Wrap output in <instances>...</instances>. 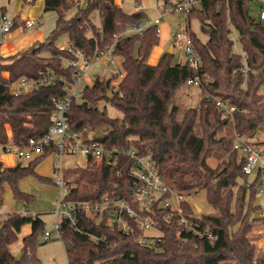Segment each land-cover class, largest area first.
I'll return each mask as SVG.
<instances>
[{
    "label": "trees",
    "instance_id": "1",
    "mask_svg": "<svg viewBox=\"0 0 264 264\" xmlns=\"http://www.w3.org/2000/svg\"><path fill=\"white\" fill-rule=\"evenodd\" d=\"M250 2L200 0L190 8L186 19L202 59L198 71L188 61L173 62L174 52L168 50L156 63L149 62L150 54L160 43L158 25L129 32L132 25L145 18V12L126 13L115 0H89L86 7L73 0H45L44 10L57 13L49 35L26 50L0 55V145L21 144L47 132L54 108L52 98L64 93L63 83L43 84L19 94L13 93L10 86L24 77L37 78L46 70L71 79L72 67L64 63L75 55L56 44L60 35L67 34L73 48L82 50L87 57L97 48L112 47L111 53L120 60L122 72H112L109 77L94 74L81 96L72 101L67 113L70 130L90 129L95 132L93 139L109 149L134 144L141 153L151 152L160 172L179 192L204 190L209 203L218 209L217 215L195 218L202 228L208 227L214 234L215 239L210 240L191 232L177 236L181 227L177 215L167 218L166 210L155 206L154 225L161 233L158 251L138 242L143 229L134 219L128 218L130 230L126 232L106 211L92 215L81 211L77 226L67 219L60 221V238L70 264H264V256L256 254L253 233L256 225H264V215L259 214L261 205L256 202L259 177L246 184L250 176L243 172L242 159L232 148L233 139L226 134L232 122L234 132L248 140L264 128V20L250 13ZM75 6L74 14L68 16ZM94 10L99 12L100 25L91 19ZM19 17L13 19L12 29L20 25ZM192 19L200 20L207 34L205 40L191 29ZM233 29L238 32L241 52L233 50ZM195 74L201 77L203 97L198 106L186 108L180 116L178 90ZM214 97L236 105L238 110L225 114ZM107 104L122 115H109ZM96 133L103 135L97 137ZM52 150L50 146L44 154L26 163L19 160L12 166L0 161V207L6 187L15 199L26 204L33 200V195L19 187L20 180L28 175L55 182L36 172L38 163ZM221 151L228 153L226 163L212 166L208 159ZM132 163L125 154L118 155L114 162H91L83 168L81 177L93 187L80 192L73 186L69 197L96 200L107 194L129 200L133 190L129 173ZM183 206L187 214L192 212L189 202ZM27 223H31L32 230L23 238L22 256L18 258V253H12L8 246L17 241ZM1 225L0 264H40L36 249L39 234L44 235L46 230L45 222L37 214L11 213Z\"/></svg>",
    "mask_w": 264,
    "mask_h": 264
},
{
    "label": "built area",
    "instance_id": "2",
    "mask_svg": "<svg viewBox=\"0 0 264 264\" xmlns=\"http://www.w3.org/2000/svg\"><path fill=\"white\" fill-rule=\"evenodd\" d=\"M83 0H73L75 4H79ZM223 1V0H220ZM258 17L264 20V0H261ZM200 0H178L171 7L160 6L162 11H181L187 14L191 7L198 5ZM146 8L143 2L136 5V11H142ZM162 15L153 19L143 18L132 25L129 32H142L147 26L159 24ZM186 18V16H185ZM13 19L9 20L4 14L0 15V35L3 39L4 35L12 31ZM27 28H35L36 20H25ZM159 32V28H158ZM174 50H180L185 61H188L195 71H198L202 64L201 56L196 49L187 19L181 23V28L173 37ZM75 55L74 58L65 59V65L72 67V77L69 79L65 75H57L53 70H46L37 78H21L18 82L13 83L10 88L13 93L19 94L30 91L35 87L43 84L62 82L64 93L52 98L54 108L51 114V124L47 132L39 137H32L28 141L21 144L10 143L3 146L6 150H13L19 157L26 160L44 154L45 148L53 146V150L49 153L53 157L54 181L59 188V194L56 199L55 214L58 219L54 222L52 230H45L44 238L50 239L54 230L60 237V221L67 219L72 226H77L79 212L92 215L95 213L107 212L111 220L117 222L123 231L130 230L128 218L134 219L143 229V233L139 235L138 242L152 250H160L161 233L154 225L156 210L155 206H159L166 210V217L173 218L177 215L178 222L181 227L177 231V236H181L184 232H191L200 237L214 240V234L208 230V227L202 228L201 224L195 218H200L201 213L197 207H192V212H185L183 203L187 201V194L179 192L160 172L157 161L151 152L141 153L140 150L131 144L128 148H107L100 140L84 136L85 131L93 132L90 129L81 131H71L69 128L68 111L72 101L79 98L84 88V81L87 80L89 71L97 64L112 65L119 72L120 62L117 57L113 56L112 47L97 48L95 53L87 57L80 49L73 48L72 42L64 47ZM247 71V68H244ZM187 84L200 86L201 77L199 74L191 76L187 80ZM215 103L225 114H232L238 110L236 105L229 104L218 97H214ZM232 148L236 150L242 159V170L250 176V180L246 182L250 185L251 179L259 177L258 193H264V149L260 148L256 143L245 139L235 133L232 142ZM125 154L132 160L130 168V176L133 180V190L130 199L126 198H110L107 194L101 196L100 199L77 200L69 197L72 186L70 180L66 177L64 169L68 163H72V167H86L91 162L98 165L103 162H114L118 155ZM78 158L83 159L80 161ZM76 159V160H75ZM35 215V214H32ZM264 215V212L261 213ZM79 229V228H78ZM148 229L159 231L157 234H147Z\"/></svg>",
    "mask_w": 264,
    "mask_h": 264
},
{
    "label": "rangeland",
    "instance_id": "3",
    "mask_svg": "<svg viewBox=\"0 0 264 264\" xmlns=\"http://www.w3.org/2000/svg\"><path fill=\"white\" fill-rule=\"evenodd\" d=\"M143 2L146 6L144 12L150 17L149 19H153L157 17L162 11L160 10V6L171 7L174 3H177L178 0H170L169 2H165L163 0H121L123 10L126 13H133L136 10V5L138 2ZM36 3L40 4L39 0L37 2L32 3L34 9H38L36 7ZM89 3V0H83L80 3L81 7H86ZM262 4L261 0H251L250 7L253 14L257 17L260 6ZM25 6V0H0V14L1 9L3 8L4 15L7 19L12 20L17 15L21 14V10ZM39 14H42L43 20V29L46 32H50L55 27V21L57 18V13L54 10L43 11L42 5H40ZM77 6L73 7L68 11L67 15L70 16L74 14ZM34 15V14H33ZM32 15V16H33ZM186 14L181 11H163V16L158 24L159 35H160V43L153 49L150 54L148 61L151 63H156L160 57V55L169 49L170 45L173 44V33L178 31L181 28V23H183L186 18ZM91 19L96 25L101 24V18L98 10H94L91 13ZM191 29L196 33L198 37L205 40L207 38V34L202 29L201 22L199 19H192L190 22ZM8 34V33H7ZM88 35H92L91 32ZM232 38H234V46L233 50L236 52H241V45L238 41V32L233 29L231 33ZM69 41L67 34H62L56 40V44L58 46L66 45ZM17 40H13L12 43L16 44ZM173 62H184L185 57L181 53L180 50H174ZM119 60V59H118ZM120 62V60H119ZM121 72L122 68L120 66ZM112 72H119L116 67L112 65H102L101 63L95 64L91 70L89 71L87 80L84 81V86L89 84L93 80V76L96 73L103 75L105 77H109ZM114 82H117L115 80ZM261 92L264 94V86L261 88ZM203 97V93L201 91L200 86H195L191 84L184 83L180 86L177 93V104L179 106L180 116L183 111L190 106H198L201 98ZM173 105V104H172ZM107 111L111 116H121L122 113L117 110L115 107L107 104ZM7 125V132H8ZM233 122L226 129V134L230 139H233ZM95 134V132L85 131L84 136L90 137ZM235 136V135H234ZM250 141L256 143L260 148L264 149V128L257 133L254 134L253 137L250 138ZM5 157V163L14 164L17 163L19 157L14 153L13 150L0 149V157ZM228 153L225 151L214 153L212 157L208 159L209 163L212 166L223 165L227 161ZM23 163H26L27 160L20 158ZM80 161L83 159L78 158ZM76 160V159H75ZM38 174L42 176H47L53 178V167H52V156L47 155L37 166ZM83 168L69 167L66 165L64 172L66 177L70 180V185L77 186L80 192H86L91 190L93 187L92 183L89 182L85 177H81V172ZM81 177V178H80ZM79 179V182L77 181ZM19 187L21 190H25L30 192L33 195V200H31L28 204L23 203L22 200L15 199L13 197V193L11 196L10 188L7 187L4 191L5 198L7 199L6 206L3 207L2 212L0 214V226L2 228L1 222L4 217L7 216V211L12 208V210L20 211L28 206L30 211L34 214L37 213L41 216V218L45 221V229L51 230L54 228V222L58 219L55 215L56 208V199L59 194V188L56 184L52 182H43L36 175H28L22 178L19 182ZM187 201L194 207L200 206L202 210L199 209L201 214L207 215H217L218 209L215 208L209 201L207 200L206 193L204 190H200L196 193L187 194ZM256 202L261 205V211L259 214L264 212V193H261L257 196ZM0 228V229H1ZM147 234H157L159 231L155 229H148L146 231ZM253 233L255 235L254 242L256 245V254L264 256V225H256L254 227ZM39 245L36 249V257L38 258L40 264H68L67 252L64 241L58 236L57 232L54 230L50 240L44 242V237L42 233L38 236ZM22 233L19 234V238L17 241L10 247V250H14L16 252H20L22 248ZM16 249V250H15ZM17 252V253H18ZM15 253V254H17ZM55 255L56 260L50 259L51 256ZM224 264H234L233 262H228Z\"/></svg>",
    "mask_w": 264,
    "mask_h": 264
},
{
    "label": "crops",
    "instance_id": "4",
    "mask_svg": "<svg viewBox=\"0 0 264 264\" xmlns=\"http://www.w3.org/2000/svg\"><path fill=\"white\" fill-rule=\"evenodd\" d=\"M37 2V0L35 1ZM33 2V3H35ZM40 4H37L36 3V7H38V9H34L33 8V4L32 3H28L25 1V6L23 7V10H21V14L19 15V21H20V25H18L16 28L12 29V31H10L8 34L4 35L3 39H1V44H0V55L2 56H10L14 53H16L17 51H21V50H26L28 49L30 46H32L33 44H35L36 42H39V41H43L48 35L49 33L53 30H51L49 33L46 32L45 29H43V20H42V14L40 13L39 14V10L41 9L40 8V5H42V8H43V11L44 10V7H45V0H39ZM115 2L123 8L122 6V2L121 0H115ZM160 8V7H159ZM145 10V9H144ZM144 10H142L144 12ZM1 14H4V11H3V8L1 9ZM46 12V11H45ZM136 12V10L134 11ZM252 12V11H251ZM0 14V15H1ZM34 14V15H33ZM253 14V12H252ZM33 15V16H32ZM146 15V14H145ZM162 15V13H160L158 16ZM18 16V15H17ZM163 16V15H162ZM145 18H150L148 17L147 15L145 16ZM27 19H32V20H36V25H35V28H27L26 25H25V20ZM177 31H175L173 33V36L172 38L174 37L175 33ZM17 40L16 44H13L12 41L13 40ZM69 42V41H68ZM67 42V44H68ZM66 44V45H67ZM66 45H62L61 47H64ZM4 75L6 77H8V73L7 72H4ZM9 129H8V135L11 136V128L10 126L8 125ZM233 130H234V124H233ZM235 132L233 133V137L235 138ZM233 138V140H234ZM0 149H4L3 148V145H0ZM48 155H51V154H48ZM52 156V155H51ZM18 157V156H17ZM21 160L20 158L18 159V161ZM0 161L3 162L4 165L6 166H12V164H7L5 163V157H0ZM17 161V162H18ZM22 161V160H21ZM28 161V160H27ZM23 162V161H22ZM40 163V162H39ZM38 163V164H39ZM16 163H14L13 165H15ZM38 166V165H37ZM37 166H36V172H38V169H37ZM68 166L71 168L72 167V163H68ZM52 167H53V157H52ZM76 167V166H75ZM80 167V166H78ZM82 168H85V167H82ZM53 175H54V167H53ZM54 178V176H53ZM55 184V182H54ZM7 188V187H6ZM5 188V189H6ZM11 191V189H10ZM28 194H31L30 192L28 191H25V190H22ZM32 195V194H31ZM11 196H12V191H11ZM58 197V196H57ZM7 199L5 198V195H4V203L3 205L0 207V214L2 212V209L4 206H6L7 204ZM23 203H25L23 201ZM26 204V203H25ZM198 207V206H196ZM200 207V206H199ZM198 209V208H197ZM200 210H202V208L200 207ZM7 216L11 213H21V214H34V212L32 213L29 209L28 206H25V208L23 210H20V211H15V210H12L9 209V211H7ZM55 212V211H54ZM37 214V213H35ZM40 218L41 216L39 214H37ZM56 215V214H55ZM6 216V217H7ZM5 218V217H4ZM3 218V219H4ZM42 219V218H41ZM43 220V219H42ZM44 221V220H43ZM45 222V221H44ZM53 229V228H52ZM51 229V230H52ZM32 230V225L31 223H27L25 225L22 226L21 228V231L18 233V238H19V234L22 233V245H23V238L28 235ZM47 230V229H46ZM44 237V235H43ZM46 239L44 238V241ZM15 243V242H14ZM14 243H11L9 244V248L12 247V245H14ZM16 250V249H15ZM12 253H17L19 250H17L16 252H14V250H10ZM21 254V252H18L17 256ZM50 259H53V260H56V256L53 255L51 256ZM67 259H68V256H67ZM68 264L69 263V259H68Z\"/></svg>",
    "mask_w": 264,
    "mask_h": 264
},
{
    "label": "water",
    "instance_id": "5",
    "mask_svg": "<svg viewBox=\"0 0 264 264\" xmlns=\"http://www.w3.org/2000/svg\"><path fill=\"white\" fill-rule=\"evenodd\" d=\"M250 13L252 14V12H250ZM173 48H174V45L171 44L170 47H169V49H168V52H169V53H172V52H173ZM171 107H172V103H171L170 106H169V109H170V110H171ZM102 135H103L102 133H96V136H97V137H101ZM197 208H198V210L200 209L199 206H198ZM0 228H1V226H0ZM21 256H22V253L19 254L17 257L20 258Z\"/></svg>",
    "mask_w": 264,
    "mask_h": 264
}]
</instances>
